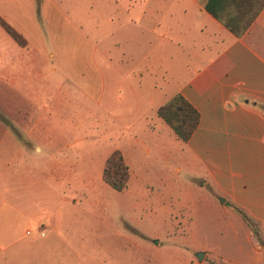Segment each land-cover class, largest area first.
I'll return each mask as SVG.
<instances>
[{"label": "rangeland", "instance_id": "rangeland-1", "mask_svg": "<svg viewBox=\"0 0 264 264\" xmlns=\"http://www.w3.org/2000/svg\"><path fill=\"white\" fill-rule=\"evenodd\" d=\"M34 2L0 0L26 41L0 27V264H264V235L238 223L154 111L176 84L96 49L107 36L79 15L86 3L39 26ZM114 149L130 172L121 191L102 180Z\"/></svg>", "mask_w": 264, "mask_h": 264}, {"label": "crops", "instance_id": "crops-1", "mask_svg": "<svg viewBox=\"0 0 264 264\" xmlns=\"http://www.w3.org/2000/svg\"><path fill=\"white\" fill-rule=\"evenodd\" d=\"M76 1L34 2L32 11L35 16L40 13L36 23L76 14ZM79 2L87 4L79 15L98 18L107 36L95 41V48L104 52L114 48L118 68L132 61L133 67L142 64L144 71L159 76L160 83L176 84L171 95L152 105L155 112L176 93L198 110L197 128L187 141L179 139L184 145L183 160L202 164L203 183L212 182L215 195L237 215L234 206L255 219L264 235V8L249 29L236 37L205 10L206 0ZM122 70V81L129 83V72ZM142 75L140 70L135 75L137 87ZM23 79L11 75L12 82ZM156 97L159 100L154 94L150 103ZM239 217L238 223L246 228Z\"/></svg>", "mask_w": 264, "mask_h": 264}, {"label": "trees", "instance_id": "trees-1", "mask_svg": "<svg viewBox=\"0 0 264 264\" xmlns=\"http://www.w3.org/2000/svg\"><path fill=\"white\" fill-rule=\"evenodd\" d=\"M204 7L229 32L241 37L263 10L264 0H206ZM0 26L20 46L26 45L22 34L1 16ZM261 107L264 108V105ZM156 113L182 141L191 137L199 123L198 110L180 93L174 94L160 105ZM129 178V167L122 152L119 149L113 150L105 160L102 180L112 189L121 191L126 187ZM234 209L256 234H260L255 219L237 206Z\"/></svg>", "mask_w": 264, "mask_h": 264}, {"label": "water", "instance_id": "water-1", "mask_svg": "<svg viewBox=\"0 0 264 264\" xmlns=\"http://www.w3.org/2000/svg\"><path fill=\"white\" fill-rule=\"evenodd\" d=\"M222 201H224L223 198H222ZM203 254H204V252H202V251L201 252H198V254H197L198 260H201L202 259Z\"/></svg>", "mask_w": 264, "mask_h": 264}, {"label": "built area", "instance_id": "built-area-1", "mask_svg": "<svg viewBox=\"0 0 264 264\" xmlns=\"http://www.w3.org/2000/svg\"><path fill=\"white\" fill-rule=\"evenodd\" d=\"M26 234H30V230H27ZM40 234L43 235V232L41 231Z\"/></svg>", "mask_w": 264, "mask_h": 264}]
</instances>
